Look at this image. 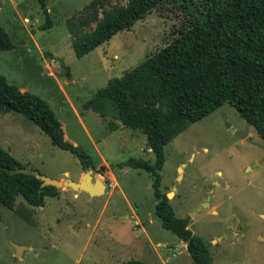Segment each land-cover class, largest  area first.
I'll return each mask as SVG.
<instances>
[{"label": "rangeland", "instance_id": "rangeland-1", "mask_svg": "<svg viewBox=\"0 0 264 264\" xmlns=\"http://www.w3.org/2000/svg\"><path fill=\"white\" fill-rule=\"evenodd\" d=\"M51 27L37 0H0V27L12 48L0 52V76L21 91L43 99L92 164V182L105 180L102 195L88 197L68 187L45 197L42 207L18 196L11 210L0 209V264H193L181 242L160 226L154 213L151 179L142 170L120 165L129 159L152 164L146 137L123 127L109 102L102 112L94 93L110 78L135 67L167 45L188 24L200 0H170L152 9L127 31L84 56L71 43L93 30L91 3L111 12L126 0H44ZM245 121L223 103L188 126L163 148L159 190L168 195L175 217L208 250L210 264H264V145ZM0 148L24 171L76 180L79 160L53 146L23 115L0 114ZM101 166V165H100ZM181 169L178 171V169ZM51 179V178H50ZM209 197V207H198ZM13 246L24 247L15 256Z\"/></svg>", "mask_w": 264, "mask_h": 264}, {"label": "trees", "instance_id": "trees-1", "mask_svg": "<svg viewBox=\"0 0 264 264\" xmlns=\"http://www.w3.org/2000/svg\"><path fill=\"white\" fill-rule=\"evenodd\" d=\"M51 27L44 0H37ZM170 0H126L111 12H102L91 3L93 30L73 39L71 47L80 58L108 42L120 31L129 30L152 9ZM183 3L188 0H182ZM195 13L176 36L163 48L147 56L120 77L110 78L94 93L96 110L109 102L123 127L139 131L146 137L153 154L150 164L129 159L120 167L142 170L151 179L155 201L154 213L160 226L185 245L193 264H210L203 241L188 229L187 218L175 217L166 194L159 190L164 163L163 148L191 124L228 103L250 126L264 145V0H200ZM0 27V52L12 48ZM17 112L45 134L51 144L73 154L82 171L95 169L88 156L70 143L63 126L48 104L36 95L21 91L0 76V114ZM99 171L105 166L99 165ZM58 190L41 186V181L0 148V209L11 210L16 198L31 206L42 207L45 197H55ZM122 264H145L129 260Z\"/></svg>", "mask_w": 264, "mask_h": 264}, {"label": "water", "instance_id": "water-1", "mask_svg": "<svg viewBox=\"0 0 264 264\" xmlns=\"http://www.w3.org/2000/svg\"><path fill=\"white\" fill-rule=\"evenodd\" d=\"M120 76H118V77H120ZM119 123L121 124V122H119ZM225 126L229 130L230 133H232L233 135L237 136L240 139L244 138V136L247 134L248 125H247L244 133L236 132L230 126V124H228L227 122H225ZM180 170L181 169L179 168L178 171H180ZM26 172L33 175L36 179L41 181L42 187L43 186H52L56 189L68 187V188L75 190V191H84L91 197H94V196L97 197L99 195H102L104 193V190H105L104 176L99 173V174H97V179H95L93 182H91V176H90L88 170L84 171V174L82 176V180L78 183L73 182L69 179H65L63 181L50 179V178L45 177L43 175H40L34 171H30V172L26 171ZM166 197L168 198V195H166ZM208 201H209V197L206 198V202L203 203L202 206L198 207L197 210L200 211L203 208L209 207ZM13 248L15 250V253H14L15 256H18L21 253V251L23 249H25L24 247H18V246H13Z\"/></svg>", "mask_w": 264, "mask_h": 264}, {"label": "crops", "instance_id": "crops-1", "mask_svg": "<svg viewBox=\"0 0 264 264\" xmlns=\"http://www.w3.org/2000/svg\"><path fill=\"white\" fill-rule=\"evenodd\" d=\"M73 144L75 145V143H73ZM99 161H100V165H105L106 164L105 161L103 159H101V157H100ZM83 174H84V171H82V169H81L80 173H78V176H77L76 180L70 179V174L67 171L62 172L59 177H49V178L54 179V180H58V181H63L65 179H69V180H71L73 182L78 183V182H80L82 180ZM91 180H92V178H91ZM87 196L90 197L88 194H87ZM180 247H183V249H185V245L182 242H181Z\"/></svg>", "mask_w": 264, "mask_h": 264}]
</instances>
